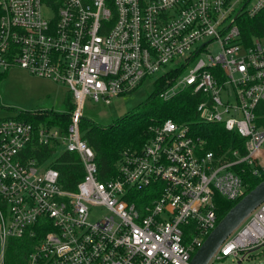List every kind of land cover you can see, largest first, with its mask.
Wrapping results in <instances>:
<instances>
[{"label":"built area","instance_id":"2783aa9c","mask_svg":"<svg viewBox=\"0 0 264 264\" xmlns=\"http://www.w3.org/2000/svg\"><path fill=\"white\" fill-rule=\"evenodd\" d=\"M263 9L264 0H0V74L21 67L62 82L75 104L65 128L0 119V264L8 239L23 236H38L26 264H191L219 221L217 196L246 193L234 166L255 164L264 148L256 113L264 100V36L248 42L240 26L242 15ZM214 42L218 54L207 49ZM202 51L207 58L181 77ZM169 64L179 66L164 75L182 70L167 76L160 95L202 92L200 117L243 136L246 154L225 160L190 124L167 118L151 126L140 148L126 147L116 173L101 179L79 127L86 102L109 104ZM34 138L79 156L84 175L75 190L48 160L24 155ZM95 206L105 209L92 219ZM263 246L264 201L209 264L242 260Z\"/></svg>","mask_w":264,"mask_h":264},{"label":"trees","instance_id":"16d2710c","mask_svg":"<svg viewBox=\"0 0 264 264\" xmlns=\"http://www.w3.org/2000/svg\"><path fill=\"white\" fill-rule=\"evenodd\" d=\"M240 26L244 37L249 42L253 36H264V9L257 15L241 16ZM182 68L169 71L153 81V90L138 107L129 111L123 117L112 122L102 123L93 115L84 112L79 120L81 136L94 149L100 170L101 179H106L116 173V162L121 158L122 151L130 147L140 148L152 135L151 126L172 118L179 123H188L192 133L201 136L206 141V148L225 160H233L246 154V139L236 131L228 130L222 122L204 121L197 110L203 93L187 87L168 99L160 94L166 88L168 75L179 73ZM4 74H0V78ZM75 108L72 92L67 106L62 111L39 110L21 111L16 116L30 120L37 128L42 123L68 127L72 120V111ZM96 109V108H94ZM257 123L264 125V100L256 107ZM95 114V115H94ZM237 150V154L234 151ZM56 146L44 145L37 138L23 150L25 156L38 159L40 162L48 160L60 170V181L66 189L75 190L77 183L84 175V169L79 156L72 151L63 150L55 153ZM257 168V172H255ZM241 175L246 192L264 179V168L258 164H249L241 161L234 166ZM140 199L143 197L140 196ZM238 200H228L217 196L218 220H220ZM38 236L10 237L5 251L6 264H26V258L33 250Z\"/></svg>","mask_w":264,"mask_h":264},{"label":"rangeland","instance_id":"374dc122","mask_svg":"<svg viewBox=\"0 0 264 264\" xmlns=\"http://www.w3.org/2000/svg\"><path fill=\"white\" fill-rule=\"evenodd\" d=\"M47 16L51 15L50 9L44 8ZM213 54H218L221 47L218 42L207 47ZM207 58L206 51H202L195 60L189 63L181 71V77L188 74L199 58ZM181 65V64H180ZM179 65L169 64L167 68L160 69L153 76L146 78L135 90L115 96L109 104H96L87 101L85 105L86 113L95 116L102 123L112 122L123 117L129 111L138 107L153 90V81L159 76H163L167 70L176 68ZM69 87L54 81L48 77H40L31 74L21 67H13L0 78V119L16 116L21 111L52 110L62 111L67 106L70 96ZM235 102L234 98L232 99ZM96 108V109H94ZM104 207L95 206L91 212V218L97 219L103 212ZM219 264H264V246L251 252L242 260L227 257Z\"/></svg>","mask_w":264,"mask_h":264},{"label":"water","instance_id":"95a60500","mask_svg":"<svg viewBox=\"0 0 264 264\" xmlns=\"http://www.w3.org/2000/svg\"><path fill=\"white\" fill-rule=\"evenodd\" d=\"M264 201V179L246 192L218 221L191 258V264H209L223 241Z\"/></svg>","mask_w":264,"mask_h":264},{"label":"crops","instance_id":"0c3cea01","mask_svg":"<svg viewBox=\"0 0 264 264\" xmlns=\"http://www.w3.org/2000/svg\"><path fill=\"white\" fill-rule=\"evenodd\" d=\"M257 163L260 164L264 168V148L261 150L259 157L257 159Z\"/></svg>","mask_w":264,"mask_h":264}]
</instances>
